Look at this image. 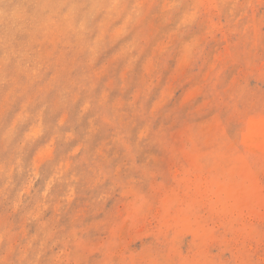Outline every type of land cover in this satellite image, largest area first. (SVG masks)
I'll use <instances>...</instances> for the list:
<instances>
[{
    "label": "rangeland",
    "instance_id": "1",
    "mask_svg": "<svg viewBox=\"0 0 264 264\" xmlns=\"http://www.w3.org/2000/svg\"><path fill=\"white\" fill-rule=\"evenodd\" d=\"M264 0H0V264H264Z\"/></svg>",
    "mask_w": 264,
    "mask_h": 264
},
{
    "label": "bare ground",
    "instance_id": "2",
    "mask_svg": "<svg viewBox=\"0 0 264 264\" xmlns=\"http://www.w3.org/2000/svg\"><path fill=\"white\" fill-rule=\"evenodd\" d=\"M261 135H264V128H262L261 132H260ZM263 141H264V138H262Z\"/></svg>",
    "mask_w": 264,
    "mask_h": 264
}]
</instances>
